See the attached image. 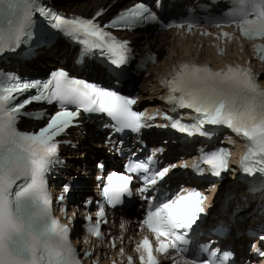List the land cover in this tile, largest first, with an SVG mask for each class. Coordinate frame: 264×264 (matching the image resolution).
<instances>
[{
	"label": "snow or ice",
	"instance_id": "6c2138e0",
	"mask_svg": "<svg viewBox=\"0 0 264 264\" xmlns=\"http://www.w3.org/2000/svg\"><path fill=\"white\" fill-rule=\"evenodd\" d=\"M154 2L160 6L158 0ZM37 13H46L54 19L59 31L84 46L85 55L93 50L107 52L114 67L110 70L108 87L73 79L62 70L52 73L45 81L22 82L10 73L0 76V264H80L69 239L68 225L61 224L53 215V198L48 189V174L54 165L61 163L56 138L72 126L79 115V111L69 110V106L106 113L118 131L139 132L145 127L144 117L143 113L133 110L137 99L121 94L112 83L119 81L130 49L127 41L118 42L105 30L108 25L98 22L100 12L92 18L68 19L50 7L41 6L40 0H0V55L16 52L31 37ZM226 16L245 38L264 40V0H231ZM161 22L157 12L143 3H134L109 23L112 27L122 25L128 30L139 24ZM166 26L183 28L185 25L168 23ZM187 26L190 30L194 24L189 21ZM221 26L216 22V27ZM254 48L264 60V44H255ZM162 83L168 90L169 103L196 113L190 124L174 119L172 128L188 136L207 137L211 133L206 125L226 127L248 141L247 152L241 160L244 170L252 173L253 167H249L248 162L254 161L260 165L256 170L264 172V88L249 68L237 65L213 70L194 62L174 64ZM29 89H36L37 94L17 99ZM33 101L57 104L60 109L52 113L38 131H20L18 117ZM228 155L227 149L218 148L202 154V163L208 165L213 176H220L227 170ZM148 161L129 166V172L149 173L151 157ZM194 167L203 172L199 164ZM168 172V167H162L150 176L145 175L146 185L155 186ZM107 181L103 196L113 207L122 203L125 195H132V175L113 172ZM148 190L149 187L140 189L141 195ZM68 191L65 185L64 192ZM58 199L63 202L65 197L61 194ZM204 199L195 189L156 203L144 197L148 209L141 223L154 234L155 251L168 254L171 249L177 252L179 259H173V264H226L231 257L230 252H224L221 258L216 250L203 245L200 250L207 252L209 257L201 260L195 255H185L188 248L181 247L190 243L188 232L203 212ZM97 215L105 219L103 206ZM89 231L99 237V224ZM259 239L264 242V236ZM137 251L140 264H160L147 237L137 246ZM256 252L264 257V250L256 249ZM128 260L132 264V257Z\"/></svg>",
	"mask_w": 264,
	"mask_h": 264
},
{
	"label": "bare ground",
	"instance_id": "6f19581e",
	"mask_svg": "<svg viewBox=\"0 0 264 264\" xmlns=\"http://www.w3.org/2000/svg\"><path fill=\"white\" fill-rule=\"evenodd\" d=\"M124 5L121 6L125 7L127 6L130 1L129 0H58V2L55 1V6L59 7L61 9L67 10L68 12H74V13H80V14H87L90 12L95 11L102 5L109 4V9L106 11V13L115 11L116 8L119 6V4L123 3ZM137 34L132 36L131 38L134 39L135 42L137 41L136 38ZM136 38V39H135ZM169 36L164 33L160 35H144L143 36V44L141 47L148 49V50H156L158 53L156 55V60L154 61V66L152 69V75L151 77L147 78L145 82L142 83L143 87L140 89V94L142 92L146 95V101H147V106H152L157 105L160 101H158V92L160 86L157 84L156 78H155V73H163L164 71L169 69V63L171 59H174L175 57L179 60L184 61L183 58L185 56L178 52V49H182L183 46H178V43L175 42V39L169 38ZM186 44V43H185ZM182 44V45H185ZM178 48H177V46ZM187 49V47H185ZM190 50V48L188 49ZM222 53H219L216 55V57L221 58L222 61H219L216 57L212 59V64H209L208 66L211 67L213 70H219L223 69L227 66H242L245 68H252V67H258L256 64L258 63L257 61L253 60L252 58L245 57L241 54H246L247 53V48L246 45H237L235 43H224L222 44ZM241 54H240V53ZM198 65L200 66H205L206 64L203 62L204 59L209 58L208 54L209 51H198ZM56 60H58V63H63L66 61V57L62 54H56V56H51V60H45L44 63L45 65H50L53 63H56ZM174 64L172 63V67ZM257 71L264 73V65H262ZM261 78H264L262 76ZM264 80V79H263ZM74 139L80 140L84 136L80 133H75L73 135ZM87 138V137H86ZM85 141L84 138L82 139V142ZM93 157V154L90 152L87 153V159H91Z\"/></svg>",
	"mask_w": 264,
	"mask_h": 264
},
{
	"label": "rangeland",
	"instance_id": "374dc122",
	"mask_svg": "<svg viewBox=\"0 0 264 264\" xmlns=\"http://www.w3.org/2000/svg\"><path fill=\"white\" fill-rule=\"evenodd\" d=\"M64 1H67V0H64ZM69 1V0H68ZM58 2V1H57ZM98 161V160H97Z\"/></svg>",
	"mask_w": 264,
	"mask_h": 264
},
{
	"label": "trees",
	"instance_id": "16d2710c",
	"mask_svg": "<svg viewBox=\"0 0 264 264\" xmlns=\"http://www.w3.org/2000/svg\"><path fill=\"white\" fill-rule=\"evenodd\" d=\"M98 162H100V161H98Z\"/></svg>",
	"mask_w": 264,
	"mask_h": 264
}]
</instances>
